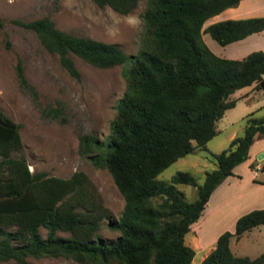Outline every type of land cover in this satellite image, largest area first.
Wrapping results in <instances>:
<instances>
[{"label": "trees", "instance_id": "obj_1", "mask_svg": "<svg viewBox=\"0 0 264 264\" xmlns=\"http://www.w3.org/2000/svg\"><path fill=\"white\" fill-rule=\"evenodd\" d=\"M92 2L123 14L139 0ZM238 2L144 0L134 53L114 42L58 28L48 16L15 20L31 29L74 77L79 71L72 54L98 67L122 65L124 89L115 101L108 133L104 138L78 134V151L109 172L123 204L112 219L82 170L63 177L30 169L24 156L14 154L22 148L19 124L0 107V261L32 264L28 257L62 256L93 264H192L194 249L185 234L211 191L248 157L253 139L264 135V113L244 115L241 133L211 152L215 166L204 170L201 182L186 170H176L168 180L157 174L215 135L217 119L235 103L230 97L234 90L250 84L264 88L263 49L241 57L220 56L201 36L206 32L225 45L264 29V15L223 18L202 27L206 19ZM14 73L34 95L20 58ZM177 184L195 186V198L187 200ZM103 218L117 231L108 241L97 233ZM259 224L264 225V207L240 214L232 230L217 235L200 264H264V249L248 257L229 247L231 237L239 238Z\"/></svg>", "mask_w": 264, "mask_h": 264}, {"label": "rangeland", "instance_id": "obj_2", "mask_svg": "<svg viewBox=\"0 0 264 264\" xmlns=\"http://www.w3.org/2000/svg\"><path fill=\"white\" fill-rule=\"evenodd\" d=\"M143 4L144 0H139L136 7L122 14L108 6L99 7L92 0H0V107L19 124L22 148L14 154L24 156L30 169L44 170L52 175L64 177L75 169L82 170L95 186L102 205L108 209L112 219L117 218L122 208V196L109 172L93 166L88 158L79 153L78 134L88 132L104 138L108 133L115 101L124 89L122 65L98 67L72 54L71 58L79 71L78 77H74L59 64L55 53L48 52L41 45L31 29L19 25L15 20L48 16L58 28L114 42L126 53H134L141 31ZM223 16L219 12L209 17L202 27ZM201 36L206 45L220 56H226L225 51L232 48L231 43H216L206 32ZM256 43L254 45L250 38H246L241 47L234 51L239 54L242 50H264V38ZM16 58L22 61L24 75L34 87V95L22 87L15 77ZM230 97L236 98L235 103L217 119L215 135L203 146H196L169 163L157 174L158 178L168 180L176 170H186L197 182H201L204 170L215 166L211 152L226 147L231 137L241 133L244 115L251 110L255 116L264 113L263 87L256 89L253 84L246 85L234 90ZM259 152L253 156L256 161L264 162V156L257 158ZM177 187L187 200L195 198V186L177 184ZM210 206L211 202L196 221L202 222L192 223L190 231L185 234L186 242L194 249L192 264H200L201 257L206 253L204 251L211 244V241L199 243L198 234L212 235L220 229L219 233L227 230L228 220H225V216L221 218L225 212L218 210L213 218L214 211ZM107 220L101 219L97 233L108 241L115 237L117 231L108 228ZM206 230L208 232H204ZM41 233H44L43 229ZM229 247L234 254L256 256L264 249V225L253 226L239 238L231 237ZM28 261L32 264H93L62 256L28 257ZM0 264L17 263L8 259L0 261Z\"/></svg>", "mask_w": 264, "mask_h": 264}, {"label": "crops", "instance_id": "obj_3", "mask_svg": "<svg viewBox=\"0 0 264 264\" xmlns=\"http://www.w3.org/2000/svg\"><path fill=\"white\" fill-rule=\"evenodd\" d=\"M244 1H246L245 4H241ZM220 12L221 14H224L223 18H238V17L264 15V0H239V2L235 6L227 7L221 10ZM257 33L258 34L264 33V29L248 34L247 36L239 40L230 42L232 48L228 49L227 51L224 50L225 51L224 55L235 57V55L238 52L235 53L234 50L239 49L241 47L240 46L241 43H243V41L246 38H250V40H252L255 43L254 45H256L257 44L256 41H259L260 39L264 38V34L258 35ZM245 52L247 51L245 50L240 51L239 54H237L238 55L237 57H241L242 55H244ZM259 151H264V135L257 136L253 139V141L251 142L248 148V157L245 160L233 166L232 174L225 176L223 180L219 182V184H217V186L211 191V193L207 198L203 210L211 202L210 209L212 210V212L214 211L212 213L213 218L215 217L216 211L219 210L220 212H225L221 216V218L225 216L224 217L225 220H228V225L225 227L227 228V230L233 229L235 219L240 214L253 208L264 207V182L255 181V179L264 181V168L263 169L261 168V165L264 162L256 161L255 157L253 156L255 153H258ZM203 210L202 212H204ZM202 214L203 213H201V215ZM200 222L202 221L196 222V224H199ZM192 231L195 232L194 230ZM219 231H221V229L214 234L212 233V235H209L208 233H205L204 236H202V233L198 234V238H197L198 242L205 244L211 241L210 242L211 243L210 248H211L212 243L216 239ZM197 232L199 233L198 230ZM204 232H208V230ZM204 237L206 238L210 237V239H206ZM210 248L208 250H205L204 252L207 253L210 250ZM205 254H203V256Z\"/></svg>", "mask_w": 264, "mask_h": 264}, {"label": "water", "instance_id": "obj_4", "mask_svg": "<svg viewBox=\"0 0 264 264\" xmlns=\"http://www.w3.org/2000/svg\"><path fill=\"white\" fill-rule=\"evenodd\" d=\"M262 156H264V152H260V153L257 155V158L262 157Z\"/></svg>", "mask_w": 264, "mask_h": 264}]
</instances>
